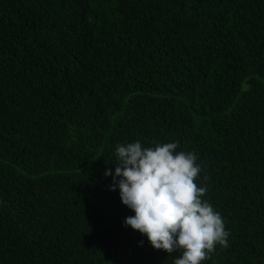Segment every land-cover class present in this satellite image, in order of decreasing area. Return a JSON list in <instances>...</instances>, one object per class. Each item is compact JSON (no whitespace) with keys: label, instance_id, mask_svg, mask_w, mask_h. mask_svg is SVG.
I'll return each mask as SVG.
<instances>
[{"label":"trees","instance_id":"16d2710c","mask_svg":"<svg viewBox=\"0 0 264 264\" xmlns=\"http://www.w3.org/2000/svg\"><path fill=\"white\" fill-rule=\"evenodd\" d=\"M136 141L197 155L202 264H264V0H0V264H172L110 190Z\"/></svg>","mask_w":264,"mask_h":264},{"label":"clouds","instance_id":"9594fccd","mask_svg":"<svg viewBox=\"0 0 264 264\" xmlns=\"http://www.w3.org/2000/svg\"><path fill=\"white\" fill-rule=\"evenodd\" d=\"M177 148L175 142L117 144L110 190L118 186L121 202L134 212L125 226L146 236L156 250L179 252L172 264H202L217 245L228 247L230 233L220 213L202 199L207 188L196 183L202 171L197 155Z\"/></svg>","mask_w":264,"mask_h":264}]
</instances>
